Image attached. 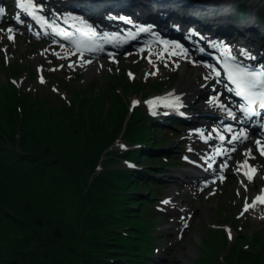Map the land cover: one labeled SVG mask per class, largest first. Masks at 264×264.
Segmentation results:
<instances>
[{
    "label": "rangeland",
    "instance_id": "obj_1",
    "mask_svg": "<svg viewBox=\"0 0 264 264\" xmlns=\"http://www.w3.org/2000/svg\"><path fill=\"white\" fill-rule=\"evenodd\" d=\"M5 1L8 13L5 15L6 19L0 23V30L7 29L11 24L13 39L8 38L6 31H0V99L6 94V89L13 94L20 91H54L66 100L74 99L82 92L97 96L95 103L94 100L91 101L94 103L90 106L92 108H89L91 114L102 113L105 116L116 91L123 96L127 104L125 123L132 115L137 118L141 115H153L147 116L148 119L138 122V125H144V128L149 129L155 141L163 139V145L162 148L153 146V143L152 146L150 144L130 145L119 137L112 143L114 144L112 149L123 152L141 148L142 151L139 153H145L140 158L141 161L154 169L155 175L159 177H165L162 173L165 166L175 165L176 169L194 166L184 160L185 155L199 160L205 167L208 166V162H204L203 157L213 152L214 144L211 145L201 139L200 134L194 131L197 126L179 122L174 123L175 128H172L164 121L171 115L161 117L165 110L162 105L150 110L146 103H143L152 96L173 91V88L181 82L183 88L191 90L187 97L189 106L183 108L185 112L193 113L196 109L203 110V107L208 105L206 100L209 97L205 91L221 89V87L210 80V77L203 79L201 73L204 71L190 61L189 56L165 52L146 53L141 49L126 48L110 56L99 55L98 58L103 61L102 65L96 67L93 74H88L90 64L78 63V56L82 53L74 52L71 47L52 40L49 35L34 36L31 33L34 30L28 27V20L22 21L20 25L13 22L12 17L16 16L15 0ZM255 1L262 8L264 7V0ZM52 2L51 0L43 2L50 15ZM240 10L242 11L240 22H248L249 13L243 8ZM141 13L146 15L148 12ZM130 17L134 21L135 17ZM212 35L214 32L210 33V36ZM82 55L85 62L97 57L85 53ZM181 64L185 65L184 70L180 67ZM198 64L202 65L201 62ZM122 74L130 83H125ZM116 76H119V79ZM202 80H205L206 87L199 92L194 91L198 82ZM3 84L6 85V89ZM218 94L221 101L228 103L223 91ZM133 99L141 103L132 105ZM207 109L214 113H224L221 109L214 107H207ZM193 114H196V111ZM200 118L205 119L204 116ZM208 119L210 120L206 123L208 126L211 128L218 126L214 118ZM19 135L20 132H17V136ZM253 138L250 136L242 139L238 146L224 145L227 148L225 151L228 152V154L225 152L224 157L214 155L215 163L211 170L219 171V174L224 177H214L209 183L190 184L179 177L167 175L164 179H157L158 185L152 184L156 195L150 197L151 191L140 186L141 180L131 182L135 185V191L142 193L135 197L136 200L147 197L154 202L150 206L153 217L146 218V221H149L147 229L151 231L153 237L154 253L151 258L157 262L156 264H264V207L262 209L261 204L258 203L247 209L243 207L245 199L247 198L250 203L254 198V192H259L264 185V155L256 150ZM245 147H249L253 153L247 156L248 159L260 166L261 174L253 176L251 180L246 175L242 177L238 171L240 165L237 161L246 157L243 154ZM164 153L172 157L169 159V156H163L162 160L167 164L153 163L152 157H161ZM103 158L104 156H101L98 161L97 171ZM107 165L132 167L127 161L118 158L109 161ZM221 165L224 166L221 167ZM142 168L144 166L140 169ZM4 176L6 175H2L1 178L4 179ZM4 182L8 183L5 185L6 189L11 187L15 189V179ZM131 183L128 185H132ZM73 196V193H65L71 205L72 216L77 212V200H73L75 199ZM165 200L168 202L164 203ZM133 206L132 209L140 210L139 203ZM229 229L232 233L231 238L228 235ZM115 254L120 256L122 252H115Z\"/></svg>",
    "mask_w": 264,
    "mask_h": 264
},
{
    "label": "trees",
    "instance_id": "obj_2",
    "mask_svg": "<svg viewBox=\"0 0 264 264\" xmlns=\"http://www.w3.org/2000/svg\"><path fill=\"white\" fill-rule=\"evenodd\" d=\"M114 93L103 116L89 110L97 96L81 92L66 100L54 91L13 94L6 89L0 99V264L157 263L146 221L153 217L154 202L136 200L142 193L133 185L141 180L140 186L155 196V170L141 161V148H108L119 137L130 145L156 147L163 139L155 141L149 129L138 125L148 119L145 115H132L125 123L127 104ZM117 158L144 168L107 165ZM151 159L167 164L160 157ZM12 178L16 190L5 187ZM65 193L77 200L74 216ZM135 203L140 210L132 209Z\"/></svg>",
    "mask_w": 264,
    "mask_h": 264
},
{
    "label": "snow or ice",
    "instance_id": "obj_3",
    "mask_svg": "<svg viewBox=\"0 0 264 264\" xmlns=\"http://www.w3.org/2000/svg\"><path fill=\"white\" fill-rule=\"evenodd\" d=\"M19 6L24 9L25 12H27L33 19H39L44 23V25L49 24L48 18L43 15L40 10L45 7L44 3H41L40 0H19ZM5 13V8L0 7V14ZM58 14V13H56ZM66 16H72L73 13H65ZM122 21H127L129 23H133L132 18L130 16H119L116 17ZM17 20H20V16H16ZM81 23V27L79 28V38L77 39L75 36L72 37L73 40V46L83 51H92L97 47H100L98 44V40L101 39L100 34L97 32L95 26L92 24L90 20L85 19L83 16L78 17ZM55 27V25H53ZM177 27H179L177 25ZM150 28L140 25L139 31L145 32L149 31ZM0 31H6L8 38L13 39V26L10 24L8 25L7 29H3ZM192 31H195L194 29ZM60 33H63V30L60 29ZM67 35V34H65ZM110 35H119V33H110L105 32L103 34V39L107 40L108 36ZM160 43L162 46H164V50H167L168 48H173V54L179 55V52H175L174 48H179L183 50L185 53L187 52V49L185 48V45L179 41H169L163 37L160 38ZM223 47L227 50L230 48L229 45H223ZM200 51H206V49L201 48ZM242 54L247 56L248 59L252 60L255 59L252 52H250L248 49H243ZM112 58V57H110ZM233 63L228 64L225 62V69L227 71V78L229 81H231L235 86L237 90V94L239 97L243 98V102L239 103V107L241 109L242 115L240 116V119L243 120L247 117H252L256 114L257 108L264 109V66H257L252 65L249 67L246 63H240V61L236 57H232ZM195 63V61H193ZM71 63V61H69ZM203 63L208 64L207 61H204ZM208 67L213 69V75H220L221 72L219 69L215 68L214 65L208 64ZM131 75V73H129ZM43 79V77H41ZM215 87V85H213ZM167 95V94H166ZM216 96H219V94H216ZM212 100L215 104L220 105L224 110L226 111V114L229 117H235L238 115L232 108L227 107V105L223 104L221 99H213V97L209 98ZM231 100V98H229ZM132 105H135L137 103H141V101L137 99L132 100ZM143 103H146L149 106L150 110H154L158 107V105H166L170 108H178L180 106V98L177 95L172 94L170 99H167L165 97L160 96H152L146 101H143ZM231 103L236 104V101H231ZM226 128H228L231 131V126L225 125ZM194 131L200 133L202 130L197 128ZM242 135L245 136L246 134L242 133ZM207 139V137H203ZM220 140H224L225 136L223 132H220L219 137ZM239 137L233 136V139H238ZM256 146L261 152V154H264V141H262L261 138H258L256 140ZM124 145H122L123 147ZM246 158L241 161H237V164L241 165L238 169V171L243 172L249 180L253 178V174L255 173L256 169L255 166L251 165L247 159V156H251L253 153L250 149H245ZM216 154L215 151L210 153L209 155H206L203 157L205 161H209L208 167H211V157ZM185 159H189V157H185ZM193 163H197L196 161H193ZM224 165H221L223 167ZM207 183V182H205ZM246 186V185H245ZM168 201L165 200L164 203H167ZM257 202L264 203V185L261 186V191L254 196L252 201L249 203L247 198L245 199V203L243 207L245 209L249 208L250 206H254ZM227 227V226H226ZM229 238H231V230L229 229L228 232Z\"/></svg>",
    "mask_w": 264,
    "mask_h": 264
},
{
    "label": "bare ground",
    "instance_id": "obj_4",
    "mask_svg": "<svg viewBox=\"0 0 264 264\" xmlns=\"http://www.w3.org/2000/svg\"><path fill=\"white\" fill-rule=\"evenodd\" d=\"M51 1H56V0H51ZM62 1H64V3L65 4H67V5H63L64 6V9H59L58 8V10L56 11V12H58V15L56 16V18L59 20L60 19V17L62 16V15H64L65 13H70V11H69V9H70V7H69V5H72V4H69V3H71V2H74L75 4H77V5H80V4H85V5H88V6H90L89 5V3L90 4H94V6H93V10H95V14H98L99 15V18H100V21L103 23H105L106 25H111L110 24V22H118V21H120V19H118V18H116V17H119V16H124L123 15V13H122V11L123 10H121L122 8H127V9H129L130 7L129 6H127V4L128 3H130L131 1H133V0H62ZM147 1H150V3H147V4H145V3H143V5H144V8H141L140 7V4L141 3H138L137 5H136V7H135V12H134V14H138V15H141V12L142 11H145V12H148V13H152L151 11L152 10H154V13H161V20H164V21H170L169 23H171V25H169V27H167L168 29H170V30H179V27H177V25L178 26H180L182 23L181 22H179V21H177V20H180V21H182V22H184V20L183 19H180L182 16H181V14H179V13H177V14H173V15H171V6H170V4H168L169 2L171 3V1H168V0H146V2ZM259 2V1H258ZM119 3V4H118ZM180 3V1H176V5L175 6H180L181 5V3ZM175 6H173V7H175ZM185 6H190L189 4H185L184 6H183V8H185ZM122 7V8H121ZM172 7V8H173ZM76 8V7H75ZM76 9H79V8H76ZM130 10V9H129ZM215 11H216V9H215ZM97 12H100V13H97ZM263 13V12H262ZM212 14H213V12H212ZM218 14L220 15L221 14V10L220 11H218ZM80 16H83L85 19H86V17L84 16V15H78V17H80ZM103 16V19L101 20V17ZM179 16V17H178ZM223 16H225V14H223ZM258 16H259V18L261 19V17H260V14H258V13H254L253 14V19L254 20H252L251 22H249L248 24H246L245 26L243 25V27H242V30H243V37H244V39L246 38V36H247V39L249 40H251V41H253V42H247L253 49H252V51L251 52H253V53H258V57H264V27H261L260 25H263L264 26V22H259V21H255V19L257 20V18H258ZM177 20H176V19ZM49 24H51V22H54L53 21V19L52 18H50L49 17ZM56 23V22H55ZM253 23V24H252ZM257 23H259L260 25H258ZM36 26H37V23L35 22L34 23ZM43 25H44V23H42ZM150 25L151 24H155V23H149ZM162 25H166L167 23H161ZM45 27H46V25H44ZM77 28L79 27H81V24H76L75 25ZM230 25H227V24H223V27H229ZM38 27V26H37ZM110 27V26H109ZM172 27L174 28V29H172ZM115 27H112L111 26V28H107V27H105V26H103L102 27V29H104V30H107V31H104V32H98L99 34H100V36L101 35H103L105 32H110V33H113L114 31H115V29H114ZM37 29H39V28H37ZM153 29V28H152ZM151 29V30H152ZM184 31V30H183ZM151 32H153V31H151ZM244 34H246V36H244ZM215 36L214 37H209V35L207 36V40L205 39V41H206V43L208 44V45H211V46H214L215 48H216V46L218 47V48H216V50H219V51H224L225 50V48L223 47V45H229L228 43H234V45H235V41L230 37V33H229V31H226V32H224L223 34H221V35H219V36H217L216 34H214ZM110 36H114V35H110ZM109 37V36H108ZM209 37V38H208ZM245 41H246V39H245ZM256 44V45H255ZM109 45V44H108ZM107 45V48L106 49H111V46H108ZM230 46V45H229ZM228 51L229 50H231V51H236V48L235 47H233V46H230V48L229 49H227ZM167 53V52H166ZM169 54H171V53H169ZM164 56V55H163ZM162 57V56H161ZM78 63H89L90 64V68H89V70H88V74H93L95 71H96V67H99V66H101L102 65V63H103V61L101 60V59H99L98 57H95V58H92V59H88V60H86V62H85V60H84V58H83V55H79L78 56ZM261 61H264L263 59L261 60ZM94 64V65H93ZM178 64H180V62H178ZM185 65H186V63H185ZM185 65H182L181 64V68H182V70H184V68H185ZM200 73H198V75H199ZM203 76H202V75ZM200 75L203 77V79H206V76L208 77V76H210L208 73H205V74H203V73H201ZM205 80H202V81H200V82H198V84H197V86H196V88L194 89V91H196V92H199V91H201V90H203L206 86H205V82H204ZM182 83L181 82H179L178 84H177V86L175 87V88H173V91H167V92H164L163 94H161V95H159L160 97H165V98H167V99H170L171 98V95L172 94H174V95H177V96H179V98H180V104L182 103H185V102H187V97H188V95H190V93H191V90H188V89H185V88H183L182 87V85H181ZM219 90L218 89H212V90H206L205 91V93H207L208 94V97L210 98V97H213V99H217L218 98V96H216V94H217V92H218ZM167 94V95H166ZM202 94V93H201ZM207 99L206 101L208 102V104L209 105H207V106H214V105H217V104H215L212 100H210V99ZM223 104H225V105H227V107H229V108H231V106H230V104L229 103H223ZM147 105V104H146ZM148 106V105H147ZM163 106V105H162ZM149 107V106H148ZM181 107V106H180ZM180 107H178V108H180ZM178 108H175V109H178ZM223 110H224V108H223ZM225 111V110H224ZM226 112V111H225ZM224 116H226L225 114H224ZM190 118V117H189ZM235 125V124H234ZM199 129H201L202 131L199 133L200 135H202V134H204L203 132H206L207 134H204L208 139H207V141L208 142H210L211 144H220V143H225V144H232V145H236V146H238L239 144H240V142H241V139H240V137H241V135H242V133H245L243 130H241L239 133H238V135H235L233 132H232V135H229L228 134V132H225V130L222 128V130H221V132H223L224 133V136H225V139L224 140H220L218 137H219V134H220V132L217 134V136H215V135H213L214 134V129L213 128H211V127H209V126H207V125H201V126H199L198 127ZM234 128H239L238 126H234ZM233 128V129H234ZM253 130H256L255 128L253 129ZM258 136H260V134L259 133H256ZM233 136H236V137H239L238 139H233ZM245 149H250L249 147H245V148H243V154H245L246 155V153H245ZM215 151V150H214ZM245 158H242V160H244ZM248 161H249V163L251 164V165H253V166H255V169H256V171H255V173L253 174L254 176H256V175H258V174H261L260 173V166L259 165H257L256 163H254V162H252V161H250L249 159H248ZM241 166V165H240ZM210 168H212V167H210ZM193 169V168H192ZM194 169H197V168H195L194 167ZM183 172L184 173H188V171L187 172H185L184 170H183ZM240 174H241V176L242 177H244L245 176V174L243 173V172H240ZM185 175V177H186V174H184ZM191 175H194V174H191ZM191 175H189L188 177H191ZM190 179V178H189ZM188 180V179H187ZM261 191V190H260ZM259 191V192H260ZM259 192H254V196L256 195V194H258ZM258 204H261L260 206L262 207V209H263V207H264V203H260V202H257Z\"/></svg>",
    "mask_w": 264,
    "mask_h": 264
},
{
    "label": "water",
    "instance_id": "obj_5",
    "mask_svg": "<svg viewBox=\"0 0 264 264\" xmlns=\"http://www.w3.org/2000/svg\"><path fill=\"white\" fill-rule=\"evenodd\" d=\"M93 1H94V0H93ZM143 3H144V2H143ZM141 4H142V3H141ZM146 4H147V3H146ZM113 146H114V144H112L109 148H114ZM109 148H108V149H109Z\"/></svg>",
    "mask_w": 264,
    "mask_h": 264
}]
</instances>
